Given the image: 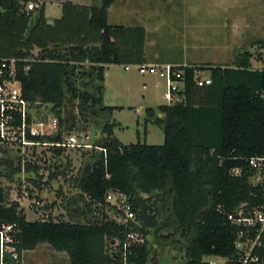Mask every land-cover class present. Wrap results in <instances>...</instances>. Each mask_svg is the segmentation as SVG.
Instances as JSON below:
<instances>
[{
	"label": "trees",
	"instance_id": "16d2710c",
	"mask_svg": "<svg viewBox=\"0 0 264 264\" xmlns=\"http://www.w3.org/2000/svg\"><path fill=\"white\" fill-rule=\"evenodd\" d=\"M31 2L38 8L28 11ZM113 2L101 0L90 7L65 2L61 17L49 21L40 0H0V58L21 61L23 96L40 114L58 119L59 133L52 139L60 140L63 132L76 128L77 110L82 122L101 125L94 147L105 150L88 156L73 180L78 193L68 202L83 205L80 216L85 220L47 215L27 221L17 202H8L9 188H0V230L15 225L11 242L5 244L14 252L0 250V264H21L22 254L39 245L65 254L69 264H148L150 238L182 246L184 264H205L203 258L209 256L232 258L235 229L227 215L241 204L250 208L262 201L260 186L250 181L253 171L247 161L264 155V66L250 70L246 52L232 67H177L183 72V100L145 110L146 119L162 128L163 144L123 145L112 134V108L102 105L104 74L110 65L145 64V31L109 25ZM35 12L37 22L28 28ZM255 56L264 63L262 52ZM203 70L210 71L212 84L197 88L194 78ZM52 151L53 160L63 156L61 149ZM68 167V161L62 169L50 167L45 182L36 176L28 183L41 192V184L64 176ZM234 169L240 174H232ZM18 172L0 156V179L19 184ZM108 193L126 197L134 222L109 218L105 209L123 214L106 201ZM161 230L174 235L163 238ZM131 232L143 241L131 243L121 256Z\"/></svg>",
	"mask_w": 264,
	"mask_h": 264
},
{
	"label": "rangeland",
	"instance_id": "374dc122",
	"mask_svg": "<svg viewBox=\"0 0 264 264\" xmlns=\"http://www.w3.org/2000/svg\"><path fill=\"white\" fill-rule=\"evenodd\" d=\"M116 10L123 11L128 16L129 21L126 19L128 24H138L141 21L144 23L147 33L145 42L149 46L147 50H158L162 58L185 57L190 65L205 66L203 63L206 65L210 62L231 63L242 50H245L249 53V61L254 68H260L262 64L264 66V63L259 62L254 55V51L259 52L264 44V0H130V2L126 0V3L117 6ZM135 13L140 15L136 18ZM144 14L148 17L145 18ZM38 17V13L35 12L29 20L28 28L37 22ZM114 20L115 15L112 13L110 23H114ZM257 40L262 42L258 43ZM262 50L264 52V48ZM199 76L205 78L207 71H199ZM103 84L102 105L112 108L110 120L114 123L113 136L123 145L137 142L162 145L164 141L162 128L146 119L145 110L168 104L163 97L166 92L165 81L158 75H141L135 64L110 65L105 70ZM76 112L77 110L73 115L76 128L70 132L86 136L83 140L91 149L65 151L63 153L65 158L56 161L57 169L64 168L66 162H69L64 176L58 175L48 185L41 184L43 187L41 192H38V189L30 192L33 185L31 184L27 192L16 193V190L21 189L17 183L7 180L1 183L3 188L8 187L10 190L8 202H17L19 208L22 207L24 210L27 221L46 219L47 215L54 220L86 219L80 216L83 205L71 204L68 200L78 193L74 188V178L84 167L88 156L97 150L94 144L100 135L98 133L94 136V131L100 132L101 125L92 120L82 122ZM70 132H63V136ZM41 157L42 160H46L42 161L41 165L44 169L42 181L45 182L50 172L47 171L49 162L45 152ZM58 189L61 190V195L56 194ZM36 196L44 201L37 211L30 207ZM120 200L121 196L112 194L110 203L116 202L118 206ZM105 212L109 218L123 220V215H119L113 209H105ZM149 240L151 246L154 244L156 254H159L163 250V243L151 238ZM46 248V251L42 250L37 255L47 256L49 262L53 260L60 262L56 264H69L65 254H56L57 252L53 253L49 247ZM169 256L163 250L160 253L159 264H174L172 255ZM209 259L203 258L204 261Z\"/></svg>",
	"mask_w": 264,
	"mask_h": 264
},
{
	"label": "built area",
	"instance_id": "2783aa9c",
	"mask_svg": "<svg viewBox=\"0 0 264 264\" xmlns=\"http://www.w3.org/2000/svg\"><path fill=\"white\" fill-rule=\"evenodd\" d=\"M38 8L36 3H29L26 10L33 11ZM259 52L254 51V55ZM21 61L14 57L0 58V156L3 159H9L14 168H19L17 179L19 180L20 190L25 193L28 187V178L36 176L43 177L42 153H46L48 159L47 171L50 167L58 168L56 161L53 160L52 150L61 149L63 153L71 150H90L91 146L83 140V134L69 133L61 136L60 140H53L59 133L58 119L50 114H40L36 107L31 105L23 96L21 82L18 79L19 68ZM138 72L141 75L150 74L158 75L166 83V92L163 97L168 105H173L181 102L183 97L181 92L184 88L183 72L177 70V67L171 65L158 64H140L136 65ZM195 86L203 88L212 84L210 76L202 78L198 74L194 78ZM264 98V95L262 96ZM87 139V138H86ZM101 150L105 154V150ZM249 168L253 171V176L250 181L253 185H258L261 188L262 201L257 206L248 208L247 205H239L232 213L227 215V220L234 227V250L235 256L231 257H214L209 256L205 264H264V155L253 157L247 161ZM29 165L30 167H28ZM31 166L39 168L37 173L32 171ZM28 170V171H27ZM232 174L239 175L240 170H232ZM0 179V188L2 181ZM17 188V186L15 187ZM35 187H30V192L34 191ZM37 194V193H36ZM121 196L120 204H114L123 214L124 222H134L136 215L131 209L126 197ZM112 194L108 193L106 201L110 203ZM40 204L44 201L34 199L31 204V209L36 211L40 208ZM22 209V207H21ZM15 225H4L0 230V250L5 249L13 253L12 247H6V243L11 242V233L14 232ZM143 241V237L131 232L127 235V242L124 243L121 250V256H126L127 248L131 243L139 244ZM112 251H117L113 247ZM114 254V252H112ZM110 252V254H112ZM15 258V256H14Z\"/></svg>",
	"mask_w": 264,
	"mask_h": 264
},
{
	"label": "crops",
	"instance_id": "0c3cea01",
	"mask_svg": "<svg viewBox=\"0 0 264 264\" xmlns=\"http://www.w3.org/2000/svg\"><path fill=\"white\" fill-rule=\"evenodd\" d=\"M130 2V0H128ZM65 2H71L73 5H78V6H85V7H90V6H99L100 5V2L101 0H40V3L43 4V13H44V17L46 19H48L49 21H52V20H55V19H59L61 17V6L63 3ZM126 3V0H114L113 4L109 7L108 9V15H107V22L109 25H113L115 26L116 25H121V26H125V27H133V26H140L144 29L145 31V38H146V28L144 26V23H138V24H128L126 23V21L128 20L129 21V18L126 14L122 12H118L117 9V6L119 5H123ZM119 8V7H118ZM114 14L115 15V20L113 21L114 23H110V16L111 14ZM149 15V13H147ZM137 15H140L139 13H135V16L137 18ZM144 14L143 16L145 18H147L148 16ZM142 16V15H141ZM142 16V17H143ZM124 19V20H122ZM127 19V20H126ZM132 20V19H130ZM149 20H147L148 22ZM258 43L259 42H262V41H259L257 40ZM149 48L148 45H146V42H145V46H144V62L145 64H158V65H171V66H174V67H179V66H192L189 63L188 60H185V57H177L174 56V59H165V58H162L160 56V54L158 53L159 51L158 50H154V51H149L147 50ZM262 48H264V44L263 46L261 47V50L259 51L260 53L263 51ZM247 51L245 50H242L241 51V54L242 53H246ZM264 53V52H262ZM241 54L238 55L237 57H235V59L239 60L241 58ZM181 59V60H180ZM234 59V60H235ZM233 61H231V63H213V62H210L208 63V65H214V66H221V67H227V66H233ZM259 61V60H258ZM261 62V61H259ZM206 65V63H203ZM195 65V64H193ZM250 70L252 71H255V70H260L262 69L263 67V64L261 65L260 68H254L252 66V64H250ZM234 68V67H233ZM199 75V73H198ZM210 76V71H207V76L208 77ZM216 98H212L211 101H215ZM166 105V104H165ZM42 246H45V248H42ZM46 247H48L47 245H39L36 249L32 250V251H27V252H24L22 254V262L21 264H56V263H60L58 261H55V262H49L47 260V256H38L37 253H39L40 251H46ZM53 253H56L54 252L53 250H51ZM56 254H61V253H56ZM150 254H154L153 252L150 253ZM52 257V256H50ZM158 257V260L160 262V256L159 254H157L156 258ZM171 257V256H169ZM173 257V260H174V263H175V260H176V256H172ZM67 258V256H66ZM68 259V258H67ZM51 260V259H50ZM62 262V261H61ZM151 264H157V260L156 259H152L151 261Z\"/></svg>",
	"mask_w": 264,
	"mask_h": 264
},
{
	"label": "flooded vegetation",
	"instance_id": "af4514ba",
	"mask_svg": "<svg viewBox=\"0 0 264 264\" xmlns=\"http://www.w3.org/2000/svg\"><path fill=\"white\" fill-rule=\"evenodd\" d=\"M168 232H170V231H168ZM160 236H161V233H160ZM169 236H172V235L169 234L165 238L167 239ZM162 245H163V250L165 251V253H168L170 256L171 255L176 256V260H175L174 264H184L185 257H184V252H183L182 246H178L177 244H174L172 241H169V242L167 241V242L163 243ZM163 250H161L159 252V255Z\"/></svg>",
	"mask_w": 264,
	"mask_h": 264
},
{
	"label": "water",
	"instance_id": "95a60500",
	"mask_svg": "<svg viewBox=\"0 0 264 264\" xmlns=\"http://www.w3.org/2000/svg\"><path fill=\"white\" fill-rule=\"evenodd\" d=\"M85 110V109H84ZM91 114L94 115L95 112L93 110H90ZM153 122V120H151ZM99 132L98 131H94V136H96ZM161 236L166 237L169 234L170 235H174V232H160ZM154 253V254H150L148 257V264H151L152 259H156L157 260V264H159V260L158 257L156 258L157 254H156V248L154 247V244L150 247V253ZM160 256V255H159Z\"/></svg>",
	"mask_w": 264,
	"mask_h": 264
}]
</instances>
